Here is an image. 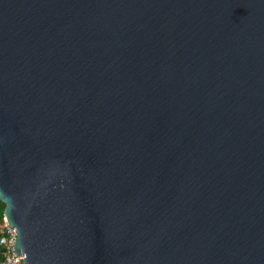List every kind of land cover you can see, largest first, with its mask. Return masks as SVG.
Wrapping results in <instances>:
<instances>
[{
    "label": "water",
    "instance_id": "water-1",
    "mask_svg": "<svg viewBox=\"0 0 264 264\" xmlns=\"http://www.w3.org/2000/svg\"><path fill=\"white\" fill-rule=\"evenodd\" d=\"M0 201L22 264H264V0H0Z\"/></svg>",
    "mask_w": 264,
    "mask_h": 264
},
{
    "label": "built area",
    "instance_id": "built-area-1",
    "mask_svg": "<svg viewBox=\"0 0 264 264\" xmlns=\"http://www.w3.org/2000/svg\"><path fill=\"white\" fill-rule=\"evenodd\" d=\"M17 230L3 216L0 221V264H22L15 252Z\"/></svg>",
    "mask_w": 264,
    "mask_h": 264
},
{
    "label": "trees",
    "instance_id": "trees-1",
    "mask_svg": "<svg viewBox=\"0 0 264 264\" xmlns=\"http://www.w3.org/2000/svg\"><path fill=\"white\" fill-rule=\"evenodd\" d=\"M3 209H4V203L0 201V221L2 220L3 217Z\"/></svg>",
    "mask_w": 264,
    "mask_h": 264
}]
</instances>
